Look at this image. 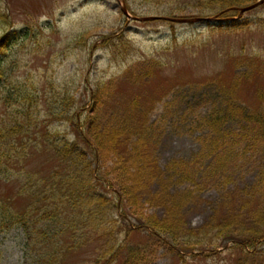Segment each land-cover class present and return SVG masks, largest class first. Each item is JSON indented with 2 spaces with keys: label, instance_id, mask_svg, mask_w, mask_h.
I'll use <instances>...</instances> for the list:
<instances>
[{
  "label": "rangeland",
  "instance_id": "obj_1",
  "mask_svg": "<svg viewBox=\"0 0 264 264\" xmlns=\"http://www.w3.org/2000/svg\"><path fill=\"white\" fill-rule=\"evenodd\" d=\"M222 1L0 0V50L4 51L2 45L7 40L12 42L13 34L29 30L32 37L24 46L21 43L11 47L14 91L39 81L45 93L39 106L43 114L49 108L47 96L69 90L80 101L74 108L79 122L104 107L107 127L125 125L127 136L123 139L128 142L124 148L97 152L102 159L95 160L93 166L99 164L101 178L112 181L114 186L108 189H120L118 181L126 169L132 173L155 170L157 177L150 186L153 194L165 187L162 181L158 184L159 175L172 178L170 195L179 194L185 201L191 192L184 226L192 232H198L211 220L212 208L219 201L235 204L231 214L237 216L244 199L232 193L234 185L246 188L250 183L260 186L262 182L259 198L264 201V140L241 137L245 133L240 130L247 129H241L245 122L237 115L247 105L264 106V3L241 16V10L219 5ZM141 16L147 19H136ZM152 16L158 18L150 19ZM164 17L218 18L216 23H212L214 19L181 24ZM234 21L240 24L231 23ZM110 47L116 48L118 57L114 58ZM10 113L0 99V125L15 120L13 116L9 118ZM18 118L25 121L22 115ZM37 119L33 110L32 119L27 118L22 131H15L18 146L10 159L4 158L0 164V201L7 200L11 208L25 209L34 201L27 191L28 173L37 172L36 181L43 180L44 187H48L50 183L44 179L50 172L63 170L43 131L49 125L48 119L42 117L36 122ZM65 126L51 125L61 129L60 133L66 131ZM67 130L69 138L80 137L73 135L70 128ZM211 140L225 141L228 148L209 151L206 147ZM84 141L83 137L77 139L82 148ZM92 144L98 148L93 141ZM124 149L130 154L120 168ZM140 153L147 162L137 161ZM226 155L230 159L225 163L228 168H221L228 170L225 177L220 183L209 181L201 186L204 180H196L194 175L202 174L210 162H221ZM90 157L96 158L92 153ZM186 174L198 185L183 178ZM129 176L127 173L122 178ZM161 194L164 196V191ZM120 196V211L128 215L132 230L121 236L126 245L113 264H124L129 256L137 264H264L263 253L252 259L231 242L228 248L219 250H179L172 242L153 236L152 230L132 213L134 205L124 201L123 194ZM107 198L108 203L115 200L112 195ZM138 211L145 216L166 217L165 208L150 201L149 196L141 199ZM220 215L225 216L222 210ZM73 234L72 229L55 237L58 250L63 249L57 264H106L105 259H97L103 254L107 238L101 239L93 229L79 228L76 235L81 238V246L72 248L69 245L75 243L70 240ZM26 241L20 227L0 231V264H24L27 251L32 261L38 249L44 251L26 245Z\"/></svg>",
  "mask_w": 264,
  "mask_h": 264
},
{
  "label": "trees",
  "instance_id": "obj_2",
  "mask_svg": "<svg viewBox=\"0 0 264 264\" xmlns=\"http://www.w3.org/2000/svg\"><path fill=\"white\" fill-rule=\"evenodd\" d=\"M254 1L257 0H223L219 5L223 8H233L238 4L246 5ZM231 23L240 24L238 21ZM223 25L221 24V26ZM29 36L31 37L29 30L24 33L13 34L12 42L7 43V40L2 45L4 51L0 50V99L6 109L11 111L9 118L12 119L13 116L15 119L14 121L11 120L10 124L0 125V164L4 158L10 159L12 151L18 146V141L14 137V134L17 135L15 131H22L27 125L25 124L27 118L32 119L33 110H35L38 117L36 122H39V118L42 117L49 121V125H46L43 131L48 138L49 149L52 154L54 153L60 159L59 163L63 170L57 169L50 172L49 176L44 179L50 183L48 187H44L43 180L40 183L36 181L35 174H38L37 172L28 173L30 178L27 179V191L34 201H30L25 209L11 208L7 200L0 201V231L10 226L20 227L25 232L26 245L30 244V247L44 249V251L38 249L36 251L38 255L33 254V261L29 259L31 255L27 251L24 255V264H57L58 256L61 255L63 249L58 250L59 243L53 242L55 237L73 229L74 234L70 240H74L75 243L69 246L78 248L81 246V243L78 242L81 238L76 235V231L84 227L93 229L101 239L107 238L108 240L102 247L103 254H99L100 257L97 261L100 262L105 259L106 264L118 262L122 247L126 245L122 242L121 236H123L124 231L127 230L128 232L132 228V224L128 223V215L120 211L123 198L120 195L122 194L126 196L124 201H129L131 205H134L132 213L139 217L145 227L152 230L153 236L161 241L172 242L179 250L191 252L208 249L219 250V248H228L227 244L231 242V246L241 248L252 259H257L259 252L264 254V201L259 198L261 192L258 188L262 186V182L260 186L250 183L246 188L242 185H234L232 193L239 194L244 199L243 207H240L241 211L236 217H232L231 212H234L233 206L235 204L219 201L212 208L214 212L210 215L211 220L206 221L198 232L187 230L184 226L185 210L190 201L191 192L188 193V198L185 201L179 194L170 195L169 185L172 178L166 179L161 174L157 182L160 184L162 181L165 187L160 192L153 194V188L150 186L154 183V178L157 177L155 170H150V172L135 170L132 173L126 169L118 181L120 189L110 191L108 187L114 186L112 181H106L107 178L102 179L103 176L100 173L102 167L98 164L95 168L93 163L99 158L102 159L97 154L99 150L107 151L109 148L118 149L128 145V142H124L126 139H123V136H127V131L124 130L126 126L108 128L107 121L104 119V115H106V110H103L104 107L96 115L87 116L86 121L79 122V117H77L74 108L80 101L78 98H74L69 90L47 96L49 108L43 114H41L39 106L45 93L43 92L44 87L40 85L39 81L15 92L16 85L13 83L14 77L10 71L12 69L10 58L11 52H13L11 47L21 43V46H24ZM108 42L112 41L108 40ZM110 48L114 58L118 57L115 55L116 48ZM260 100H263L262 97ZM243 109L237 112L238 118L245 122L241 129H247L240 130L241 134L245 133L241 137L248 135V137L255 139L253 141L264 140L262 137L264 136V106L247 105ZM102 114L103 117H101ZM21 115L25 121L18 118ZM53 123L66 124V131L60 133L61 129L51 127ZM67 128L73 131V135L80 136L79 138L76 136L77 139L84 138L85 146L83 148L77 139L69 138L70 132ZM102 128L105 130L100 133ZM237 134L239 135V133ZM236 138L230 137L234 142L238 141ZM92 141L98 147L97 149L93 146ZM208 145L210 146L206 148H209V151H214L217 148V152H219L228 148V143L225 141L211 140ZM124 150L125 153L120 159V168L125 166L124 160L130 154L127 149ZM90 153L96 158H91ZM138 156L140 159L137 161L140 163L147 162V157L141 153ZM229 160L228 155L221 162H214L213 160L206 171L194 175L196 180L197 178L204 180L201 186L209 184V181L220 183L225 177V173L228 172V170H221V168L226 167L225 163ZM127 173L130 174L129 178L123 179L122 177ZM183 178L194 180L192 176L188 177L187 174ZM196 180L194 183H199ZM99 186H104L107 190L99 188ZM248 189L251 190L248 192ZM162 191L165 193L164 196L161 194ZM109 195H112L113 199L115 198L110 203L107 202ZM145 196H149L150 201L164 207L165 218H168H157L154 215L145 216L144 213L139 212L141 199ZM116 209L119 210L118 213H116ZM219 210L224 212V217L219 216ZM48 225L51 227L49 228ZM60 227L62 228L60 229ZM50 233H54L53 236ZM195 233H199L200 236H195ZM129 257V260L127 259L124 264L138 263L133 259L131 260V256ZM245 264H249V261H246Z\"/></svg>",
  "mask_w": 264,
  "mask_h": 264
},
{
  "label": "water",
  "instance_id": "obj_3",
  "mask_svg": "<svg viewBox=\"0 0 264 264\" xmlns=\"http://www.w3.org/2000/svg\"><path fill=\"white\" fill-rule=\"evenodd\" d=\"M264 3V0H258L256 3L250 5V6H246V7H243L241 8V14H243L245 11H249L261 4ZM125 14H128L127 10L126 9H123ZM150 19H155V18H158V17H149ZM136 19H139V20H145L147 19L146 17L145 18H136ZM168 20H172V21H176V22H196V21H201V20H211L212 18H166Z\"/></svg>",
  "mask_w": 264,
  "mask_h": 264
}]
</instances>
